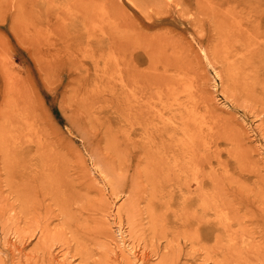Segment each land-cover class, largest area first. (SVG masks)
<instances>
[{
  "label": "bare ground",
  "instance_id": "6f19581e",
  "mask_svg": "<svg viewBox=\"0 0 264 264\" xmlns=\"http://www.w3.org/2000/svg\"><path fill=\"white\" fill-rule=\"evenodd\" d=\"M173 2L129 0L130 7L123 8L117 0H28L24 7L25 1L18 0L15 20L38 48L36 70L50 79L44 82L48 92L54 93L62 74L67 73L70 82L63 94L69 93L72 123L89 143L85 141L109 199L125 196L124 205L115 208V216L119 225L125 221L130 236L140 233L135 211L143 198L127 184L125 173L117 172V165L126 169L133 165L131 182L143 179L150 183L146 198L154 227L165 224L168 232L214 251L226 242L233 247L236 217L243 213L248 222L253 219L255 232L264 241V209L254 206L256 202L244 192L250 186L264 190L245 129L220 114L212 94L199 88L193 66L198 62L199 70L201 62L180 42L185 32L176 30L177 26H192L195 20L199 30L194 35L213 26L212 47L219 61L210 60L207 52L204 58L220 86L226 88L221 93L233 109L263 121L264 0ZM86 45L100 49L102 68L90 49L85 50L88 65L71 52L61 59L63 52ZM3 83L9 89L3 99L11 95L9 112L14 121L10 123L17 127L7 142L6 160L0 162V172L5 175L2 179L0 174V188L5 182L9 195L23 208L40 196L37 192L55 190L65 218L70 216L71 204L80 199L78 189L85 194L100 192L99 200L89 205L87 220L94 226L86 228V236L92 231V238L98 235L96 244L105 246L112 233L103 190L78 158L74 165L78 176L69 180L61 170L67 162L60 161L48 138L53 133L36 125L32 104L38 99L30 98L32 89L12 77ZM1 119L10 118L1 115ZM20 124L24 130L19 129ZM0 201H5L1 192ZM34 230L45 254L52 238L46 228L37 225ZM116 248L119 260L116 257L110 263L112 257L106 256L99 264H147L146 255H138L135 246L125 245L124 239ZM168 259L166 255L159 264H173Z\"/></svg>",
  "mask_w": 264,
  "mask_h": 264
},
{
  "label": "rangeland",
  "instance_id": "374dc122",
  "mask_svg": "<svg viewBox=\"0 0 264 264\" xmlns=\"http://www.w3.org/2000/svg\"><path fill=\"white\" fill-rule=\"evenodd\" d=\"M17 1L0 0V162L6 160L8 155L6 145L11 133L16 132L17 127L13 122L10 123V121H14L13 117H10L13 112H9L11 103L9 97L11 95L3 99L4 92L9 90L3 81L12 77L32 89L30 98L38 99L37 103L32 104L38 123L36 125L43 126V131L47 133H53L48 138L53 142V148L59 152L60 161L67 162L66 167H62L61 170L65 171L69 180H76L75 169L77 167L74 165L78 158L87 167L85 169L90 177L98 183L99 189L103 190L104 198L109 202L108 218L106 219L112 237L107 238L105 246H102L100 243L96 244L95 239L98 235L92 238V231L86 236V228L90 230L94 226L90 220H87L88 215L91 214L89 205L90 202L94 203L99 200L100 192L91 190L85 194V191L81 190L82 188L78 189L80 199L71 204L70 216L65 218L62 216V203L55 190L46 188L37 192L40 196H34L31 203L23 208L20 201L15 200L13 194L9 195L7 185L2 182L0 192L5 203L0 201V264H42V261H45L46 264H99L106 256L108 259L112 257L108 260L111 263L116 257L118 260L121 258L116 254L118 251L116 247L117 245L121 247L122 239H124L125 245L133 244L138 255H146L145 262L147 264H159L166 255L169 257V262H173V264H264V241L255 232L253 219L251 220L253 223L248 222L243 213L236 217L239 222L236 226L237 237L233 247L226 242L218 245L214 251H210L204 244L193 245L181 235L168 232L165 224L154 227L150 215L152 208L147 207L148 200L146 198V194L151 192L150 183L143 179L138 183L131 182L130 175L134 169L133 165L128 169L117 165V172L125 173L127 184L138 196L142 195L143 199L135 211L139 223L137 229L140 230V233L130 236L124 220L119 225V219L115 216V208L124 205L125 196L121 195L114 200L109 199V190L101 182L98 169L93 165L90 149L85 144L87 140L84 141V134L77 128V124L73 125L72 123V115L68 109L70 108L68 106L69 93L63 94L65 84L70 82L67 73L62 74V83L54 93L48 92L44 86V82L47 83L46 81H50V79L41 71L37 72L36 70V68L38 69V48L32 44V39L30 40L20 31L15 20ZM24 1V7H26L28 0ZM117 1L123 8L130 7L129 0ZM170 1L175 4L173 0ZM176 30L185 32L184 39H180V42L185 45L187 52H191L192 58L196 57L201 62L202 67L199 70H197L200 67L198 62L195 61L193 66L197 81H200L199 88L207 89L212 94L213 102L220 114H223L225 118L236 120L245 129L248 138L246 142H249L251 148V160L257 164L261 178L264 179V118L261 121L260 117H255L250 113L245 114L241 109H233L232 102L226 100L224 94L221 93L224 87L220 86L218 78L204 58V53L207 52L210 55V60L219 61L217 59L219 56L216 54L215 48L212 47L215 41V38L212 37L215 33L213 26L209 28L208 32H198L194 35L193 32L199 30V22L195 20L192 26H177ZM86 49H90L89 54L96 56L102 68L104 64L99 58L102 52L95 46H82L81 50L72 47L63 52L62 57L60 54L56 56L65 59L66 55L71 52L73 57L78 55L76 57L78 61L88 65L89 60L85 56ZM88 92L92 97L91 92ZM229 93L232 94L233 90ZM233 94L236 95V93ZM1 115L11 120L6 119L7 121L3 122ZM30 123L36 122L30 121ZM83 123L91 127L95 126L85 121ZM20 126L19 129L24 130L23 124ZM93 131L95 132L96 128ZM19 138L21 137L19 136ZM100 146L104 148V144ZM254 148H256L255 152ZM105 155L111 156V153L105 150ZM120 164L123 165V162ZM0 174L4 179L3 172ZM244 192L252 201L256 202L254 206L264 209V190L260 192L254 186H250L245 188ZM37 225L46 228L52 238L49 243L50 247L44 251L45 254L37 244L39 235L34 230Z\"/></svg>",
  "mask_w": 264,
  "mask_h": 264
}]
</instances>
